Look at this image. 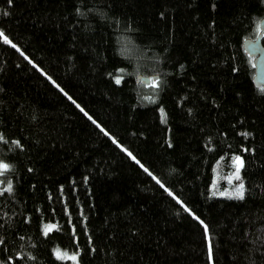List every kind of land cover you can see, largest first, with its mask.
<instances>
[{"label":"trees","instance_id":"16d2710c","mask_svg":"<svg viewBox=\"0 0 264 264\" xmlns=\"http://www.w3.org/2000/svg\"><path fill=\"white\" fill-rule=\"evenodd\" d=\"M263 18L264 0H0V264H264L243 49ZM237 156L243 197H221Z\"/></svg>","mask_w":264,"mask_h":264},{"label":"water","instance_id":"95a60500","mask_svg":"<svg viewBox=\"0 0 264 264\" xmlns=\"http://www.w3.org/2000/svg\"><path fill=\"white\" fill-rule=\"evenodd\" d=\"M262 35H264V18L260 21V32L257 37L254 39H246L243 42V49L246 54L253 59L254 85L264 89V46L261 40ZM137 80L141 81L144 85L149 82V78L141 76H139Z\"/></svg>","mask_w":264,"mask_h":264},{"label":"rangeland","instance_id":"374dc122","mask_svg":"<svg viewBox=\"0 0 264 264\" xmlns=\"http://www.w3.org/2000/svg\"><path fill=\"white\" fill-rule=\"evenodd\" d=\"M241 169H242V167L239 170V179H237L236 178V165L234 163V169H233L232 173L228 176L227 184L219 189V192L217 193V195H219L221 197H225V198H231V199H239L240 198L237 195V189L240 188L241 185H243V182L241 179V177H242ZM242 191H243V189H242ZM46 226H53L54 227V225L52 223L44 224L42 226V231L44 234L49 232V231L46 232ZM53 227H52V229H53ZM53 252L57 258L62 257L60 259L69 261V264H79L76 253H71V252L63 250L61 248H58V247L54 248ZM58 253L60 254V257H58ZM72 257H75V259H72Z\"/></svg>","mask_w":264,"mask_h":264},{"label":"snow or ice","instance_id":"6c2138e0","mask_svg":"<svg viewBox=\"0 0 264 264\" xmlns=\"http://www.w3.org/2000/svg\"><path fill=\"white\" fill-rule=\"evenodd\" d=\"M9 2H11V0H9ZM0 37L4 38L5 43H8L9 41L7 40V37L4 36V34L2 32H0ZM13 47H15V45H13ZM117 83L120 82L119 79L116 80ZM103 130V129H102ZM107 135V133H105ZM115 142V141H114ZM129 155H131V153H129ZM134 159V157H133ZM234 163L236 165V178L239 179V170L241 167H243V161L241 160V158L239 156L234 157L233 158ZM8 166L4 165L3 163H0V169H6ZM145 171H148L147 169H145ZM149 175H151V173H149ZM155 178V177H154ZM159 183V181H157ZM243 185L240 186V188L237 189V195L242 198L243 197ZM171 195V193H169ZM179 202V201H178ZM186 211H188L187 208H185ZM203 223V222H201ZM53 226H46V232L50 231L52 229ZM208 229L207 226H205V233H207ZM209 256L211 258V250L209 249ZM58 257H60V254L58 253ZM62 258V257H60ZM72 259H75V257H72Z\"/></svg>","mask_w":264,"mask_h":264}]
</instances>
